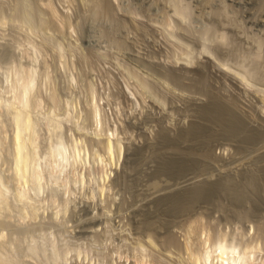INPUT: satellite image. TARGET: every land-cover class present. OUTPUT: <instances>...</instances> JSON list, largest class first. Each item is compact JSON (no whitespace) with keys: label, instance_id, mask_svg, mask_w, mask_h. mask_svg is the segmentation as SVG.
<instances>
[{"label":"rangeland","instance_id":"1","mask_svg":"<svg viewBox=\"0 0 264 264\" xmlns=\"http://www.w3.org/2000/svg\"><path fill=\"white\" fill-rule=\"evenodd\" d=\"M0 9L5 10L0 13L4 18L0 19V94L7 96L11 78L6 77L20 60L24 62L18 66L37 69L33 94L38 103L35 113L41 117L39 150L49 142L43 116L57 105L52 112L62 122L67 143L78 140L87 152L103 153L100 143L110 138L121 148L118 160L104 165L105 178L96 165L87 164L79 169L88 173L87 183L79 187L72 181L69 187L63 182L67 189L58 186L64 194L55 189L59 195L54 199L56 192L50 197L47 188L36 213L22 218L13 206L16 214L12 210L8 212L12 216L0 218L6 221H0L4 224L0 247L4 246L5 257L11 256L6 257L9 262L13 257L14 264H192L189 247L199 251L206 238L227 235L236 243L256 245L251 262L264 263V138L241 143L216 134L221 124L197 111L216 96L235 103L244 118L264 131V0H0ZM14 13L23 15V25L20 15L13 22ZM6 64H11L9 71ZM7 116H0V155L9 164ZM195 122L206 131L182 142L180 131ZM164 133L178 140L168 142L167 137L161 143ZM176 152L199 163L211 162L180 174L157 172L161 157L174 159ZM1 158L0 166L5 163ZM7 171L3 174L11 185ZM220 171L235 194L222 189L183 212L153 198L156 192L167 195L206 179L216 181ZM254 175L257 183L251 180Z\"/></svg>","mask_w":264,"mask_h":264},{"label":"bare ground","instance_id":"2","mask_svg":"<svg viewBox=\"0 0 264 264\" xmlns=\"http://www.w3.org/2000/svg\"><path fill=\"white\" fill-rule=\"evenodd\" d=\"M17 4V3H16ZM19 5L21 6V4L19 3ZM52 6V5H51ZM18 7V6H17ZM22 7V6H21ZM5 8V7H4ZM49 8V7H48ZM51 9V8H50ZM54 9V7H53ZM1 10V9H0ZM16 10V9H15ZM52 10V9H51ZM20 11V9H19ZM53 11V10H52ZM55 11V10H54ZM5 12V10H4ZM3 12V13H4ZM30 13V11H28ZM56 12V11H55ZM1 13V12H0ZM1 13V14H3ZM19 13V12H18ZM17 15H20L18 14ZM27 13V12H26ZM181 13V12H180ZM10 14V13H9ZM25 14V12H24ZM33 14V13H32ZM4 15V14H3ZM16 15V16H17ZM16 16H15V13L13 15V22H14V19H15V22L17 21L16 20ZM23 16V15H22ZM22 16L20 15V20H19V17H18V20H19V23H21L23 20H21ZM30 16V15H29ZM53 16H54V13H53ZM28 17V16H26ZM33 17V15H32ZM31 17V18H32ZM3 18L0 16V19ZM7 18V17H6ZM9 18V17H8ZM7 18V20H8ZM4 19V18H3ZM23 19V18H22ZM26 19V18H24ZM28 20V18L26 19ZM24 20V21H26ZM30 20V19H29ZM33 20V19H32ZM1 21V20H0ZM10 21V20H9ZM34 21V20H33ZM4 23V21H2ZM40 22V21H39ZM1 23V22H0ZM2 23V24H3ZM9 23V22H8ZM11 23V22H10ZM27 23V22H25ZM33 23V22H32ZM24 23L22 22V25ZM6 25V24H4ZM16 25V24H15ZM18 25V24H17ZM16 25V26H17ZM21 25V26H22ZM26 25V24H25ZM30 25V24H29ZM3 26V25H1ZM12 26V25H11ZM35 26H36V23H35ZM13 27V26H12ZM27 27V26H26ZM25 27V28H26ZM33 27V26H32ZM4 28V27H2ZM20 28V27H18ZM28 29V28H27ZM32 29V28H30ZM41 29V28H40ZM29 30V29H28ZM33 30V29H32ZM39 30H37L38 32ZM24 32V30H23ZM30 32V31H28ZM34 32V31H33ZM40 33V32H39ZM23 34V33H22ZM21 34V35H22ZM33 33H31L32 35ZM38 34V33H37ZM26 35V34H25ZM29 35V36H31ZM35 35V34H34ZM28 37V36H27ZM40 37V36H39ZM26 38V37H25ZM24 38V39H25ZM30 38V37H29ZM43 37H41V40H42ZM23 38H21L22 40ZM32 39V38H31ZM26 40V39H25ZM19 41V40H18ZM26 42H29V41H26ZM31 42V41H30ZM34 42V41H33ZM43 42V40H42ZM45 43V42H44ZM19 44V42H18ZM29 44V43H28ZM49 44V43H48ZM21 45V44H20ZM56 45V44H55ZM60 45V44H59ZM33 47V44L31 45ZM30 46V48H31ZM48 46V45H47ZM52 46V45H50ZM58 47V46H57ZM56 48V47H55ZM14 49V48H13ZM12 50V49H11ZM58 50V49H57ZM64 51V50H63ZM3 52V51H2ZM35 52V51H33ZM8 53V52H7ZM32 53V52H31ZM30 53V54H31ZM62 53V52H60ZM2 54V53H1ZM5 54V53H4ZM3 54V55H4ZM17 55V53H14V55ZM35 54V53H33ZM32 54V55H33ZM59 54V53H58ZM10 55V54H9ZM15 55V56H16ZM19 55V54H18ZM12 56V55H11ZM30 56V55H29ZM28 56V57H29ZM34 56V55H33ZM22 57V56H21ZM2 58V57H1ZM15 59V58H14ZM16 59H18L16 57ZM23 59V58H22ZM36 59V58H35ZM34 60V59H33ZM27 61V60H26ZM14 62V61H13ZM24 62V61H22ZM21 60H20V63L18 62V64H21L22 63ZM35 62V61H34ZM16 61L13 63L15 64ZM28 63V62H27ZM33 63V62H32ZM36 63V62H35ZM8 64V63H7ZM6 64V65H7ZM18 64L16 63L15 66L11 69V64L10 65H7L8 67L10 66V68H6L5 66V69H11L9 72L10 75L9 77H6L7 78H11L10 82H11V85L9 84V90H8V94L7 96L5 94H0V109L3 110V111H0V116L3 115H6L4 114L7 113V121L9 120L8 118H10V122H7L6 124H9L11 127V132H10V129H9V132L11 134L10 138H11V146L9 144V148L10 149V153L8 154L10 156V161L8 162L9 164H7V161L6 159L3 160L1 158L2 154L0 155V158H1V161H5L4 164H1L0 166V218L2 217V219L4 218L5 219V214H7L8 212H11L13 209L12 207L14 206V208L17 209V214L19 213V217H22V218H25L23 215L27 214L28 216L26 217H29V212H32V213H36L37 212V209L41 204V202L39 203V200L40 199V196L41 194H44L45 190L48 188L47 191L51 190V194L49 193V196L53 195L52 192L56 191L59 193V191L63 190V188L61 189V187H64L62 186L61 184L63 182H69L68 185L70 187V182H74V184L78 183V186L84 183H87L86 182V178L85 175H87L88 173H86L84 175L83 172H79V169L82 170V168H84L87 164L89 165H96L98 167V169L96 170L98 172L99 171V176H102L103 172L105 169L104 165L107 163H111L112 161L114 162L115 160H118V156L121 154L119 151L121 150V148L119 147L118 143L116 141H112L110 138H107L104 142L100 143L102 144L101 145V148L102 150L104 151L103 153L98 151V149H96L93 153H89L87 152L86 150H84L83 148H81V146H79L78 144V140L73 141L71 140V142L67 143L66 141L67 140H64L62 134H61V130L64 129L62 128L63 126L61 125V121L59 120V118L57 119L56 115L57 113H53L52 110L48 111L47 113H45V115L43 116V121H45L44 123V127L46 128V132L49 133V135H47V139H49V142L47 141V144H48V147L42 151L39 150V146H38V130H39V120L41 117L39 116V113H35L36 109L38 108V103L36 102V97L35 95L33 94V90H34V86H35V80H36V70H34L35 68H33V65L32 67H29L31 66L30 64L27 66L28 69H25V68H22V66H18ZM3 65V64H1ZM0 65V66H1ZM18 66V67H16ZM35 66V65H34ZM25 67V66H24ZM4 68V66H3ZM1 69H2V66H1ZM45 70V69H44ZM3 71V69H2ZM5 71V70H4ZM43 71V70H42ZM46 71V70H45ZM44 73V72H43ZM42 73V74H43ZM8 74V73H6ZM5 74V75H6ZM39 74V73H38ZM47 74V73H46ZM1 76V75H0ZM8 76V75H7ZM39 77V76H38ZM48 77V76H47ZM3 78V77H2ZM49 79V78H48ZM8 80V79H7ZM3 81V80H2ZM48 82V81H47ZM3 83V82H2ZM9 83V82H8ZM7 83V84H8ZM8 86V85H7ZM6 88V87H5ZM49 88V87H48ZM47 88V89H48ZM53 89V88H52ZM54 90V89H53ZM50 91V90H49ZM7 92V90L5 91ZM51 92V91H50ZM54 92V91H53ZM56 94V92H55ZM2 95H5V96H2ZM51 95V94H50ZM219 96V95H218ZM35 98V99H34ZM38 98V97H37ZM46 98V97H45ZM48 98V97H47ZM51 102L55 103L56 104V97L52 94L51 96ZM39 100V99H37ZM46 100V99H45ZM48 100V99H47ZM228 100V99H227ZM209 102L206 104V105H203L201 106L200 108H198L199 110L198 113H199V116L200 117H205L207 118V120H210V122L212 121H217L218 124L220 123L221 124V128L219 129V133L217 132L216 134H220L222 136H226V137H230L231 139L233 138V140H237V142H250V141H257L259 139V141H263L262 138H264V131L261 130L258 125H256L253 120H248L246 118H244L242 115H241V111L240 109L238 110L235 103L233 104L232 102H226L225 100L223 99H220L216 96H212L210 100H208ZM231 101V100H229ZM40 102V101H39ZM70 102V101H69ZM61 103V102H60ZM59 103V104H60ZM64 103V102H63ZM48 104V102H47ZM52 104V103H51ZM54 104V105H55ZM53 105V104H52ZM51 106V105H50ZM58 106V105H57ZM55 106V107H57ZM55 107H52L54 108V112H55ZM61 107V106H60ZM66 107V106H65ZM63 109V108H62ZM66 109H69V108H66ZM96 109V108H95ZM47 110V109H46ZM65 110V109H64ZM41 111V110H40ZM57 111V110H56ZM59 111V110H58ZM57 111V112H58ZM72 111V110H71ZM96 111V110H95ZM3 112V113H2ZM66 112L68 113L69 111L66 110ZM43 113V112H42ZM64 113V112H63ZM66 113V114H67ZM72 113V112H71ZM60 114V113H59ZM73 114V113H72ZM38 115V116H37ZM41 115V114H40ZM69 115V113H68ZM5 116V117H6ZM58 116V115H57ZM66 116V115H65ZM198 116V117H199ZM4 117V118H5ZM38 117V118H37ZM40 117V118H39ZM72 117V116H71ZM74 117V116H73ZM251 117V116H250ZM1 118V117H0ZM66 119H68L67 122H70L69 121V118L68 116L65 117ZM249 118V117H248ZM73 119V118H72ZM75 119V118H74ZM2 120V119H1ZM41 120V119H40ZM198 120V119H197ZM255 120V119H254ZM3 121V120H2ZM204 121V119H203ZM5 122V121H4ZM202 122V120L200 121ZM198 122V123H200ZM260 122V121H259ZM11 123V124H10ZM197 122L195 123H192V126H190L189 129H186V130H182L180 131L181 133L179 134V139H182V142H183V139H187L188 137V140L192 137V136H198L199 134L203 133L204 131H206V128L203 126V124H198ZM4 124V123H3ZM2 124V125H3ZM76 124V123H75ZM204 124H207L206 122ZM219 124V125H220ZM210 125V124H209ZM216 125V124H215ZM79 126V125H78ZM206 126V125H205ZM212 126V125H210ZM208 126V127H210ZM262 126V125H261ZM8 127V126H6ZM43 127V128H44ZM217 127V126H216ZM79 128V127H78ZM211 128V127H210ZM218 129V128H216ZM3 130V129H2ZM212 130V129H211ZM215 130V128H214ZM64 131V130H63ZM208 131V129H207ZM210 131V130H209ZM208 131V132H209ZM211 132V131H210ZM209 132V133H210ZM40 133V132H39ZM64 133V132H62ZM213 133V132H212ZM65 134V133H64ZM169 134V133H168ZM167 133L165 135L164 134H161L162 136L161 137V143L162 141L164 140H167V137L169 136ZM214 136H215V133H213ZM202 135V134H201ZM200 135V136H201ZM206 135H209L208 133ZM1 136V135H0ZM210 136V135H209ZM219 137V135H217ZM6 137V136H5ZM157 137V136H156ZM159 137V136H158ZM171 137V136H170ZM170 137H168V140L171 139ZM190 137V138H189ZM217 137V138H218ZM221 137V136H220ZM193 138V137H192ZM201 138V137H200ZM204 138V137H203ZM207 138V137H206ZM213 138V137H212ZM222 138V137H221ZM2 139V138H1ZM4 139V138H3ZM46 139V138H45ZM81 139V138H80ZM102 139V138H101ZM99 139V140H101ZM160 139V138H159ZM208 139V138H207ZM167 140V141H168ZM175 140H178V136L177 138H175L173 141ZM187 140V141H188ZM198 139H196L197 141ZM201 140V139H200ZM204 140V139H203ZM211 140V139H210ZM234 140V141H235ZM6 141V140H5ZM4 141V142H5ZM158 141V139L156 140ZM172 141V139H171ZM172 141V142H173ZM186 141V142H187ZM3 142V143H4ZM38 142V143H37ZM154 142V141H153ZM159 142V141H158ZM156 142V143H158ZM170 142V140L168 141ZM177 142V141H176ZM190 142V141H189ZM199 142V141H198ZM206 142V141H205ZM209 142V141H208ZM207 142V143H208ZM152 143V142H151ZM203 143V141L201 140L200 144ZM251 143V142H250ZM97 144V143H96ZM147 144V143H146ZM155 144V143H154ZM172 144V143H171ZM175 144V143H174ZM7 145V144H6ZM92 145V144H90ZM121 145V144H120ZM157 145H160V144H157ZM202 145V144H201ZM200 145V146H201ZM209 145V144H208ZM207 145V146H208ZM3 146V145H2ZM161 146V145H160ZM83 147V146H82ZM152 147V146H151ZM157 147V146H155ZM8 148V147H7ZM7 152H9V149H7ZM90 148V147H89ZM96 148V147H95ZM100 148V150H101ZM153 148V147H152ZM210 148V147H209ZM1 149V148H0ZM91 149V148H90ZM93 149V147H92ZM2 150V149H1ZM207 150V149H206ZM205 152V151H204ZM1 153V152H0ZM159 153V152H158ZM162 153V152H160ZM177 153V152H176ZM182 153V152H181ZM4 154V153H3ZM163 154V153H162ZM178 154V153H177ZM189 154V153H188ZM207 155V153H205ZM211 154V153H209ZM6 155V154H5ZM4 155V156H5ZM156 155V154H155ZM159 155V154H158ZM179 155V154H178ZM174 156L173 158L174 159H168V160H164V156L161 157L162 158V161L160 162V165H159V170L160 172H164V171H170V172H173L174 174H180L183 170L185 171V169L187 168H192V167H195V166H201V162L202 163H207V162H203V160H200L201 162H197V160H191V157L190 159L185 156H183L182 154L179 155V156ZM161 156V154H160ZM194 156V155H192ZM212 156V155H211ZM195 157V156H194ZM159 158V156H158ZM197 158V157H196ZM203 158V157H202ZM204 158H208V157H204ZM203 158V159H204ZM214 158V157H213ZM120 159V158H119ZM167 159V158H166ZM195 159V158H194ZM201 159V158H200ZM210 159V158H209ZM216 161H218L217 158H215ZM8 160V159H7ZM161 160V159H160ZM215 161V160H214ZM211 162V161H210ZM208 162L207 165L210 163ZM0 163H3V162H0ZM159 163V162H158ZM6 164V167L3 169V173H5V170L7 172H9L10 174L9 175H6V176H9L7 177V179L11 180V185L8 184V182H6L5 180V174L2 173V168L1 167H4ZM113 164V163H112ZM213 164V163H212ZM111 165V164H110ZM204 165V164H203ZM106 166V165H105ZM206 166V165H205ZM209 166V165H208ZM211 166V165H210ZM96 167V168H97ZM200 169H203L204 167H202ZM92 168V166H91ZM90 168V170H91ZM94 168V167H93ZM92 168V171H94ZM197 168V167H196ZM85 169V168H84ZM87 169V168H86ZM195 169V168H194ZM89 170V168H88ZM89 170V171H90ZM107 170V168H106ZM223 170V169H222ZM102 172V173H101ZM221 173H223V171H220ZM230 172V171H229ZM245 172V171H244ZM93 173H96V172H93ZM166 173V172H165ZM220 173V176L221 178L220 179H217L216 181L215 180H207L204 181L202 180L201 182L203 183H199V184H196L194 186H191V187H185L182 189L180 188H177L175 191H173L171 194H167L165 195L164 192L163 193H160V192H156V194L154 195L153 198H155V200H157L162 206L164 205H167L168 209H171L173 211L175 210H185L188 208V206L190 205L191 206H194L193 203L194 202H197L199 200L200 202V199H204V198H209L211 195H213L214 193L222 190V189H225L227 190V192L229 191V193L231 194H235L236 191L234 188H231V184L228 185L230 182L228 180V177L225 178L223 175L225 174V172L223 174ZM92 174V173H91ZM105 174V173H104ZM172 174V173H171ZM227 174V173H226ZM252 174V173H251ZM4 175V176H3ZM107 176V174H106ZM109 176V175H108ZM226 176V175H225ZM228 176V175H227ZM103 178H105L104 176H102ZM251 177V180L255 183H257L256 181V178H255V175L254 176H250ZM91 178V177H89ZM96 178V177H95ZM98 178V177H97ZM94 179V178H93ZM88 181V180H87ZM97 182H100V180H96ZM95 181V182H96ZM227 181H228V184H227ZM260 181V180H258ZM200 182V181H198ZM197 182V183H198ZM72 184V183H71ZM73 184V185H74ZM97 184V183H96ZM188 184V183H187ZM186 184V185H187ZM60 190L57 189L58 186H60ZM64 185V184H63ZM185 185V184H184ZM190 185V184H189ZM192 185V184H191ZM76 186V185H75ZM83 186V185H82ZM81 186V187H82ZM99 186V185H98ZM183 186V185H182ZM68 187V189H69ZM80 187V186H79ZM100 187H102L100 185ZM181 187V186H180ZM66 188V186L64 187ZM77 188V187H76ZM97 188V187H96ZM176 188V187H175ZM67 189V188H66ZM65 189V190H66ZM72 189V188H71ZM80 189V188H79ZM102 189V188H101ZM53 190V191H52ZM75 190V189H74ZM173 190V189H172ZM55 191V192H56ZM70 191V189H69ZM100 191V189H99ZM223 191V190H222ZM50 192V191H49ZM54 192V193H55ZM56 192V195L54 194L53 196V199L54 197L56 198L57 194ZM63 193V191H61ZM68 192V191H67ZM72 191H70L71 193ZM48 193V192H47ZM46 193V194H47ZM64 194V193H63ZM43 196V195H42ZM50 196V197H51ZM47 197V195L45 196ZM59 197V196H58ZM63 197V196H62ZM213 197V196H211ZM44 198V197H43ZM60 198V197H59ZM68 198V197H67ZM66 198V199H67ZM61 199V198H60ZM65 199V200H66ZM206 199V201H207ZM49 200V199H48ZM56 200V199H55ZM59 200V199H58ZM154 200V201H155ZM209 200V199H208ZM43 201V199L41 200ZM50 201H51V198H50ZM49 201V202H50ZM63 202V200H61ZM46 202V201H45ZM44 202V203H45ZM55 202V201H54ZM60 202V201H58ZM66 201H64L63 204L66 205L65 203ZM70 202V201H68ZM150 202V201H149ZM43 203V202H42ZM156 202H154L155 204ZM39 204V205H38ZM62 204V205H63ZM192 204V205H191ZM196 205L198 204L195 203ZM38 205V206H37ZM45 205V204H43ZM59 205V204H58ZM157 205V204H156ZM41 207V206H40ZM46 207V205L44 206ZM49 207V206H48ZM56 207V206H55ZM61 207V205H60ZM166 207V209H167ZM64 208V207H63ZM62 208V209H63ZM68 208V207H67ZM161 208V207H160ZM192 208V207H191ZM16 209L15 210V214H16ZM42 209V208H40ZM13 210V211H14ZM46 210V208H45ZM59 210V208H58ZM61 210V208H60ZM67 210V209H66ZM149 210V209H148ZM170 210V211H171ZM12 211V212H13ZM64 210H62L63 212ZM190 211V210H189ZM56 212H57V209H56ZM60 212V211H59ZM154 212V211H153ZM183 212V211H182ZM144 213L147 214V211H145ZM178 213V212H177ZM9 215L7 216H12V214L8 213ZM31 214V213H30ZM183 214V213H182ZM5 215V216H4ZM34 214H32V217H33ZM153 215V214H152ZM4 216V217H3ZM14 217V216H13ZM18 218V217H17ZM7 220V219H6ZM19 220V219H18ZM21 220V219H20ZM200 220V219H199ZM198 220V221H199ZM1 222H6L5 220H1ZM24 221V219H23ZM194 221V220H193ZM0 222V226L3 224ZM9 222V221H7ZM148 223H151V222H148ZM193 223V222H192ZM195 223V221H194ZM5 224V223H4ZM3 224V225H4ZM199 225V224H198ZM203 225V224H202ZM8 226V225H7ZM194 226V225H193ZM2 227V226H1ZM148 227V226H146ZM200 227V226H198ZM190 228V227H189ZM196 228V227H195ZM202 229V228H201ZM260 229V228H259ZM262 229V228H261ZM260 229V230H261ZM1 230V229H0ZM198 231V230H197ZM259 231V230H258ZM263 231V230H262ZM207 232V231H206ZM192 233V232H191ZM190 233V234H191ZM216 233V232H215ZM220 233V232H219ZM224 233V232H223ZM259 233V232H258ZM2 234V233H1ZM1 234H0V239H3L4 240V237H1ZM188 234V233H187ZM189 234V235H190ZM196 234V233H195ZM206 234V233H205ZM3 235V234H2ZM7 236V234H6ZM187 236V235H186ZM205 236H208V235H205ZM210 236V235H209ZM227 236V235H226ZM225 235H222V236H218L217 238L213 239L212 241L210 240V238H206L203 243H202V247L199 251H195L194 248L192 250L191 247H189L188 250L189 253H190V259H191V263L192 264H252V260H254L255 256L254 255V250L256 249V245L254 244H251L250 242L249 243H246L245 241V245H243L240 241V243H236V240H231L229 238H227ZM260 236V235H259ZM263 236V235H262ZM261 236V237H262ZM189 237V236H188ZM197 237V236H196ZM214 237H215V234H214ZM256 237V236H255ZM7 238V237H5ZM10 238V236H9ZM33 238V237H32ZM186 238V237H185ZM200 238V236H199ZM253 238V236H252ZM29 239V238H28ZM47 239V238H45ZM51 239V238H50ZM236 239V238H235ZM259 239V238H257ZM262 239V238H261ZM7 240V239H6ZM12 240V238H11ZM15 240V239H14ZM18 240V238H17ZM30 240V239H29ZM38 240V239H37ZM247 240V239H246ZM51 241V240H50ZM53 241V239H52ZM191 241V240H190ZM250 241V240H249ZM2 242V241H0ZM10 242V241H9ZM36 242V241H35ZM33 242V243H35ZM188 242V241H187ZM3 243V242H2ZM6 244V241L4 242ZM42 243V242H41ZM52 243V242H50ZM192 243V242H191ZM244 243V242H243ZM36 244V243H35ZM1 245V243H0ZM12 245V244H11ZM19 245V244H18ZM31 245V244H29ZM34 245V244H33ZM38 245V244H37ZM49 245V243L47 244ZM46 245V246H47ZM56 245H58L56 243ZM188 245V244H187ZM200 245V244H198ZM28 246V245H27ZM45 246V245H44ZM53 246V244H52ZM52 246L51 249H52ZM191 246V245H190ZM2 247H4L2 245ZM0 247V264H14V263H11L13 262V257L11 258L12 261H8L6 259V254H2V250H4V248ZM7 247V246H6ZM12 247H15V246H12ZM17 247V246H16ZM19 247V246H18ZM30 247V246H29ZM36 247V246H35ZM40 247H43L42 245ZM63 247V246H61ZM61 247H58V248H61ZM66 247V245H65ZM68 247V246H67ZM198 247V246H197ZM2 248V249H1ZM9 248H10V244H9ZM25 248V247H24ZM30 248H34V246L30 247ZM48 248V247H47ZM55 248V247H53ZM69 248V247H68ZM191 248V249H190ZM7 250V248H5ZM27 249V248H26ZM36 249H41L39 248L38 246L36 247ZM67 249V248H66ZM77 249V248H76ZM198 249V248H197ZM18 250V249H17ZM29 250V249H28ZM31 250V249H30ZM29 250V251H30ZM33 250V249H32ZM31 250V251H32ZM57 253L53 252L54 254V257H51V254H50V257L49 258H53L57 260V258L59 257L58 255V251L59 249H57ZM72 250V249H70ZM79 250V249H78ZM81 250V249H80ZM257 250V249H256ZM260 250V249H259ZM11 251V250H10ZM16 252V250H14ZM50 251V250H48ZM52 251V250H51ZM50 251V252H51ZM53 251H55L53 249ZM65 251V249H64ZM67 251V250H66ZM63 252V253H69V249H68V252ZM73 251V250H72ZM7 252V251H5ZM4 252V253H5ZM36 252V251H35ZM74 252V251H73ZM259 252V251H258ZM29 253V252H28ZM38 253V252H36ZM44 253H47V252H44ZM61 252V255L63 254ZM15 254V253H14ZM27 254V253H26ZM33 254H34V251H33ZM60 254V253H59ZM80 254H83V253H80ZM30 255V254H29ZM42 255V254H41ZM52 255V256H53ZM24 256V255H23ZM64 256V258H66L65 256L66 255H62ZM78 256V255H77ZM11 257V256H9ZM8 257V259H9ZM28 257V256H27ZM76 257V256H75ZM32 258V257H31ZM43 258V257H42ZM47 258V257H46ZM45 258V259H46ZM33 259V258H32ZM61 259V257H60ZM59 259V260H60ZM68 259V258H67ZM84 259V258H82ZM52 260V259H51ZM257 260V259H256ZM261 260H263L261 258ZM45 261V260H44ZM49 261V260H48ZM55 261V260H54ZM52 261V262H54ZM58 261V260H57ZM62 261H63V258H62ZM15 262V261H14ZM17 262V260H16ZM56 262V261H55ZM67 262V261H66ZM20 263V262H19ZM48 264V263H47ZM50 264V263H49ZM55 264V263H53ZM261 264H264V263H261Z\"/></svg>","mask_w":264,"mask_h":264}]
</instances>
